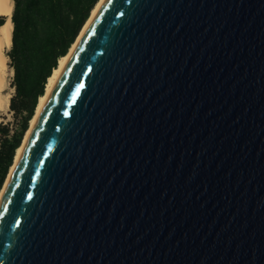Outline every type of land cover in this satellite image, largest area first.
I'll list each match as a JSON object with an SVG mask.
<instances>
[{
  "label": "water",
  "instance_id": "obj_1",
  "mask_svg": "<svg viewBox=\"0 0 264 264\" xmlns=\"http://www.w3.org/2000/svg\"><path fill=\"white\" fill-rule=\"evenodd\" d=\"M0 264H264V0H107L4 192Z\"/></svg>",
  "mask_w": 264,
  "mask_h": 264
},
{
  "label": "trees",
  "instance_id": "obj_2",
  "mask_svg": "<svg viewBox=\"0 0 264 264\" xmlns=\"http://www.w3.org/2000/svg\"><path fill=\"white\" fill-rule=\"evenodd\" d=\"M13 68L9 109L14 124L0 122V190L22 144L48 77L66 55L98 0H13ZM5 18L0 14V26Z\"/></svg>",
  "mask_w": 264,
  "mask_h": 264
},
{
  "label": "bare ground",
  "instance_id": "obj_3",
  "mask_svg": "<svg viewBox=\"0 0 264 264\" xmlns=\"http://www.w3.org/2000/svg\"><path fill=\"white\" fill-rule=\"evenodd\" d=\"M107 0H98L94 8L91 11L90 16L84 23L82 29L80 30L76 40L71 45L68 53L61 58H59L58 66L54 68L52 74L48 77L45 91L42 96L39 97L34 115L32 116L29 122V128L24 135L22 144L17 148L13 163L9 169L6 180L3 184L2 189L0 190V203L2 201L4 192L11 180L15 167L18 163V160L27 145L29 138L31 136L32 130L35 128L43 110L47 103V100L53 90L56 88L59 80L64 74L74 52L79 46V43L95 17L101 11ZM14 2L13 0H0V14H5L4 24L0 26V116L9 109L10 98L12 96L13 87L11 86V76L14 74L13 68L8 65V56L6 52L10 49L12 44V29L13 23L11 20L12 11H13Z\"/></svg>",
  "mask_w": 264,
  "mask_h": 264
},
{
  "label": "rangeland",
  "instance_id": "obj_4",
  "mask_svg": "<svg viewBox=\"0 0 264 264\" xmlns=\"http://www.w3.org/2000/svg\"><path fill=\"white\" fill-rule=\"evenodd\" d=\"M9 61H10V59L8 57V65H9ZM12 80H13V75L11 76V80L10 81L12 82ZM13 92H14V88H13L12 94H13ZM0 122H2V123H9L11 126H13V124H14V117H13V114L10 111V109H8L5 113H3L0 116Z\"/></svg>",
  "mask_w": 264,
  "mask_h": 264
},
{
  "label": "snow or ice",
  "instance_id": "obj_5",
  "mask_svg": "<svg viewBox=\"0 0 264 264\" xmlns=\"http://www.w3.org/2000/svg\"><path fill=\"white\" fill-rule=\"evenodd\" d=\"M81 87H83V85H81ZM64 115H66V116H67V115H68V113H67V112H65V113H64Z\"/></svg>",
  "mask_w": 264,
  "mask_h": 264
}]
</instances>
